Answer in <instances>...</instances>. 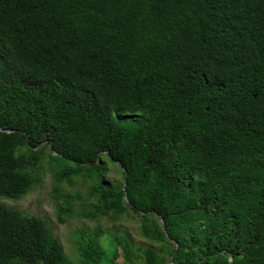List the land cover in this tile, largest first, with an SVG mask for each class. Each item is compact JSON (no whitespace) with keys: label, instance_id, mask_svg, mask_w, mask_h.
<instances>
[{"label":"trees","instance_id":"16d2710c","mask_svg":"<svg viewBox=\"0 0 264 264\" xmlns=\"http://www.w3.org/2000/svg\"><path fill=\"white\" fill-rule=\"evenodd\" d=\"M45 172L78 263L0 201V264H264V0H0V198Z\"/></svg>","mask_w":264,"mask_h":264},{"label":"rangeland","instance_id":"374dc122","mask_svg":"<svg viewBox=\"0 0 264 264\" xmlns=\"http://www.w3.org/2000/svg\"><path fill=\"white\" fill-rule=\"evenodd\" d=\"M108 166V179L117 183L120 182L122 179V175L120 174V171L116 169L118 168V166L110 161ZM52 185L53 177L49 172H45L40 180V183L32 190L25 193L22 197L17 199L0 198V201L9 205H14L24 211L37 213L43 217H46L49 225L51 226L53 234L62 243L65 253L70 258H72L75 263H78L76 258L77 252L74 247V231L75 229L83 225L91 227L92 225H95L96 222L95 220H88L84 217H72L64 223L57 222L55 217V205L53 198L51 197ZM80 185L81 184L79 182H76V189L78 188L83 192L85 190V187H82V185ZM100 222L103 225H107L109 223L108 220L104 217L100 220ZM121 224L122 228L127 229V232L132 237L134 243L143 241L136 220L123 218Z\"/></svg>","mask_w":264,"mask_h":264},{"label":"water","instance_id":"95a60500","mask_svg":"<svg viewBox=\"0 0 264 264\" xmlns=\"http://www.w3.org/2000/svg\"><path fill=\"white\" fill-rule=\"evenodd\" d=\"M1 130H2V129H1ZM6 130H10V129H6ZM122 188H124V184H123ZM160 220H161V222H162V219H161V218H160ZM167 264H174V263H172V262L169 260Z\"/></svg>","mask_w":264,"mask_h":264}]
</instances>
